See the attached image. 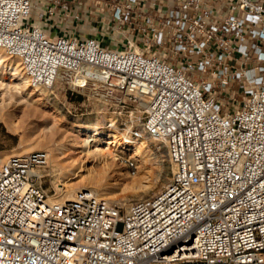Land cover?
<instances>
[{"label":"built area","instance_id":"1","mask_svg":"<svg viewBox=\"0 0 264 264\" xmlns=\"http://www.w3.org/2000/svg\"><path fill=\"white\" fill-rule=\"evenodd\" d=\"M90 1L114 47L51 36L33 0H0V49L34 90L129 99L142 114L120 137L157 141L171 176L129 201H52L45 152L0 159V264H264V0Z\"/></svg>","mask_w":264,"mask_h":264},{"label":"rangeland","instance_id":"2","mask_svg":"<svg viewBox=\"0 0 264 264\" xmlns=\"http://www.w3.org/2000/svg\"><path fill=\"white\" fill-rule=\"evenodd\" d=\"M1 52L5 64L8 67L17 64L19 71L26 78L19 58L9 55L4 50ZM0 77H9V69H1ZM28 90L33 93L29 104L23 102L17 92H13L11 97L6 95L3 102L0 100V103L7 105L4 110L0 105L2 109L0 114L8 116L12 127L10 129L4 121H0V159L4 161L12 155L45 152L46 163L36 170L40 174L38 183L49 196L62 193L61 187L63 188V184L66 183L69 185L68 188H71L70 192H64L58 200H68L78 190L90 189L113 202L129 201L158 193L166 186L171 176L172 165L165 148L152 138L141 139L147 144L145 152L147 169L143 168L139 158L129 161L131 150L123 149L122 146L111 149L119 160L108 159L109 162L106 164L87 156L81 148L74 146L84 137L77 130V125L98 123L106 136L112 131L121 138V133L126 131L125 125L130 119L131 111L134 112L133 116L142 114L134 109L129 99L125 107L115 106L104 103L97 97H89L87 91H73L67 84L61 82L56 84L51 94L34 90L29 83ZM143 108L145 107L139 109ZM80 165L85 168L83 167L78 176L64 179V173L73 171ZM119 169L123 172L121 176L123 179L117 182ZM92 172L98 175L99 183L88 182V175ZM128 172L131 174L127 175Z\"/></svg>","mask_w":264,"mask_h":264},{"label":"bare ground","instance_id":"3","mask_svg":"<svg viewBox=\"0 0 264 264\" xmlns=\"http://www.w3.org/2000/svg\"><path fill=\"white\" fill-rule=\"evenodd\" d=\"M1 50H3V49H0V70L3 68H8L9 69V77H7V78L0 77V94H1L0 100L3 102L5 100L4 97L6 95H9L11 97L13 92H17L22 97V101L28 103L29 100L32 98L33 93H32V91L28 90L27 79L19 71L17 64H15V66L11 65L10 67H8V65L5 64V60L3 59L4 55L1 52ZM15 58H16V56H15ZM90 73H92V70L87 67L83 70L82 74L87 75ZM15 80H18V81L15 82ZM82 81L83 80H78L77 83H80ZM72 84L74 85V84H76V82L73 81ZM81 90L87 91L90 96L97 94V92L92 87H89V86L84 87ZM0 105L3 108V110L5 109V107L7 108V105H5L4 103H0ZM142 105L144 107H148V105L146 103H143ZM0 110L2 111V109H0ZM7 117L0 114V121H4L7 124V126L10 129H12L10 122H9V119ZM77 130L79 131V133L83 134L84 137L81 139L80 143H77L74 146H75V148H81L82 149L81 151H84L85 152L84 154H86L87 156H90L95 160L102 161V162H104V164H106L109 162L108 159H111L113 161L119 160V157H116L117 155L115 153H113L111 149H112V147L119 148L122 146L123 149L131 150L130 157L128 159L129 161L139 158L142 161L143 168L147 169L148 163H146V154H145L147 144L145 141L140 140L138 142L133 141L132 143H128V141L124 140V138H118L119 136H117V134H115V132H112V131L109 135L106 136L104 133V130L102 129V126L98 123H93V124H89V125H77ZM83 167H84L83 165H80V166L76 167L73 171H69V172L64 173V175H65L64 179L66 180L70 176H72V177L78 176V173L83 169ZM93 172L90 175H88V182L89 183H99L98 175L96 173L93 174ZM130 174H131L130 172L127 173V175H130ZM118 175H119V178H118L117 182H119L120 180L123 179V178H121V176L123 175V172L121 169L118 170ZM66 185H67V188H65ZM68 187H69L68 184H66V183L63 184V188L61 187L62 193H60L58 195L55 194L53 196H49L50 200L57 201L58 197L61 196L64 192H66V191L70 192L71 188H68ZM87 187L92 188L91 186H87ZM58 192H60V191H58ZM104 193H105V191H104Z\"/></svg>","mask_w":264,"mask_h":264},{"label":"crops","instance_id":"4","mask_svg":"<svg viewBox=\"0 0 264 264\" xmlns=\"http://www.w3.org/2000/svg\"><path fill=\"white\" fill-rule=\"evenodd\" d=\"M33 20L40 23L51 36L74 35L78 37H96L104 46L114 47L110 36L103 35L98 6L90 0H33ZM61 3L70 6L67 14ZM55 13L50 15L48 9ZM75 14L80 17L76 18ZM109 35V34H108Z\"/></svg>","mask_w":264,"mask_h":264}]
</instances>
